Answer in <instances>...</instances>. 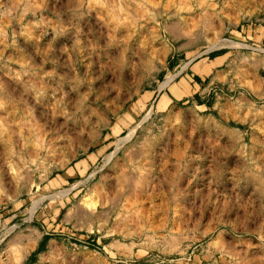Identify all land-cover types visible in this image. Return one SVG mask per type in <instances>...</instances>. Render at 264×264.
Returning <instances> with one entry per match:
<instances>
[{"label":"rangeland","instance_id":"374dc122","mask_svg":"<svg viewBox=\"0 0 264 264\" xmlns=\"http://www.w3.org/2000/svg\"><path fill=\"white\" fill-rule=\"evenodd\" d=\"M259 47L264 0H0V264H264Z\"/></svg>","mask_w":264,"mask_h":264},{"label":"crops","instance_id":"0c3cea01","mask_svg":"<svg viewBox=\"0 0 264 264\" xmlns=\"http://www.w3.org/2000/svg\"><path fill=\"white\" fill-rule=\"evenodd\" d=\"M234 56L239 55L236 54ZM228 58L231 59L232 57H230L229 53H224L213 58L207 57L199 59L197 61H191L190 64L184 66L186 68L184 71H187H183L184 74L179 80L182 86L179 85V87H177L175 91L169 90V92H167L170 100L172 101V97L175 99L187 98L188 102H195L199 97L203 99L204 96H199L197 93L199 88L201 87L202 82H204L206 78L214 71H219L218 67L221 64L227 62Z\"/></svg>","mask_w":264,"mask_h":264},{"label":"bare ground","instance_id":"6f19581e","mask_svg":"<svg viewBox=\"0 0 264 264\" xmlns=\"http://www.w3.org/2000/svg\"><path fill=\"white\" fill-rule=\"evenodd\" d=\"M16 4V3H15ZM30 4V3H29ZM27 6H29V5H27ZM27 8V7H26ZM122 9V8H121ZM118 16V15H117ZM129 16V15H128ZM119 17V16H118ZM168 28V27H167ZM173 30V29H172ZM220 46H234V47H251L249 44H246V43H243V42H239V41H236V40H233V39H223L219 44H217V45H215L214 47H220ZM214 47H212V48H214ZM211 48V49H212ZM255 48V47H254ZM256 49H258V50H260V51H263L264 52V48H256ZM188 64V63H187ZM185 68V67H184ZM181 72V71H180ZM178 75V74H177ZM176 77V74L175 75H171V76H169L163 83H162V88H164V87H166V85L172 80V79H174ZM258 85V84H257ZM152 112H153V109H151L150 111H149V113L148 114H146V117L144 118V120H146L151 114H152ZM6 114V113H5ZM0 122L1 123H3L2 125H5L6 124V121H5V117L4 116H2L1 114H0ZM11 122V121H10ZM24 122V121H23ZM21 123V122H20ZM22 124V123H21ZM13 125V124H12ZM138 125H140V124H138ZM6 128V127H5ZM4 128V129H5ZM136 129L137 128H133V129H131V131L128 133V135H126V136H124L123 138H121L120 140H119V145L117 146V148H116V150L112 153V154H110L109 156H108V161L107 162H109L115 155H116V153L119 151V149L123 146V144L124 143H126L127 141H129L133 136H134V134L136 133ZM17 133V132H16ZM40 133H42V132H40ZM2 134H3V132H2ZM6 134V133H5ZM41 135V136H40ZM40 135H38V138L39 137H42L43 138V134H40ZM35 137H37V136H35ZM6 138H8V137H6ZM42 138H40V139H42ZM18 140V139H17ZM16 140V141H17ZM28 140V139H27ZM40 141H42V140H40ZM44 141H45V139H44ZM25 144V143H24ZM45 144V143H44ZM44 144H43V146H44ZM18 146V145H17ZM14 147V146H13ZM23 147V146H22ZM54 152V151H53ZM41 154V153H40ZM24 158V157H23ZM32 159V158H31ZM24 161V160H23ZM106 162V163H107ZM2 166V165H1ZM0 170H1V167H0ZM4 170V169H3ZM119 172V171H118ZM93 175H94V173H93ZM92 175V176H93ZM141 177V176H140ZM139 177V178H140ZM123 178H125V176L123 177ZM122 178V179H123ZM125 179H127V177L125 178ZM137 180H139V179H137ZM141 181H142V179H141ZM123 183V182H122ZM137 183V182H136ZM139 183V182H138ZM137 183V184H138ZM141 183V182H140ZM141 186V185H140ZM127 187V186H126ZM103 188V187H102ZM138 189V188H137ZM102 190V189H101ZM104 190V189H103ZM66 192V191H65ZM64 192V193H65ZM63 194V193H62ZM64 195V194H63ZM45 197V196H44ZM129 199V198H128ZM139 199V198H138ZM41 201V200H40ZM37 203V202H36ZM36 209V205H35V207H34V210ZM97 211V210H96ZM95 211V212H96ZM128 212V211H127ZM136 213V212H135ZM124 214V213H123ZM94 215V214H93ZM127 215V214H126ZM125 215V216H126ZM133 215V214H132ZM136 216V215H135ZM91 217V216H90ZM128 218V217H127ZM136 219V218H135ZM89 222V221H88ZM92 228V227H91ZM90 228V229H91ZM114 228V227H113ZM6 230V229H5ZM4 230V231H5ZM112 230V229H111ZM115 230V229H114ZM7 232V231H6ZM4 238L2 237V239L0 238V242L3 240ZM222 239H224V238H222ZM169 241V240H168ZM170 242V241H169ZM133 245V244H132ZM176 245V244H175ZM173 247V246H172ZM132 248V247H131ZM228 249V248H227ZM230 250V249H229ZM233 253V252H232ZM230 254V253H229ZM243 262H244V260H243Z\"/></svg>","mask_w":264,"mask_h":264},{"label":"trees","instance_id":"16d2710c","mask_svg":"<svg viewBox=\"0 0 264 264\" xmlns=\"http://www.w3.org/2000/svg\"><path fill=\"white\" fill-rule=\"evenodd\" d=\"M42 247V246H41Z\"/></svg>","mask_w":264,"mask_h":264}]
</instances>
